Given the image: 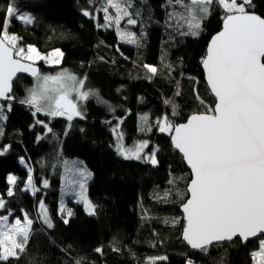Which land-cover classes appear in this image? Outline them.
Instances as JSON below:
<instances>
[{"label": "trees", "instance_id": "obj_1", "mask_svg": "<svg viewBox=\"0 0 264 264\" xmlns=\"http://www.w3.org/2000/svg\"><path fill=\"white\" fill-rule=\"evenodd\" d=\"M9 3L33 18L31 24L12 18L10 33L43 53L59 49L64 54L58 66L40 64L41 73L67 70L86 77V90L98 97L82 102L84 118H75L68 129L65 118L34 116V109L21 103L33 87L32 79L19 77L14 82L17 102L5 110V119L0 118V151L8 149L0 155V197L6 202L0 215L13 213L16 219L27 212L34 223L25 251L0 264H150V257H167L156 264H187L189 259L197 264H252L258 240L246 246L235 240L207 252H193L183 242V201L177 192H186L191 173L170 136L156 127L164 115L181 124L214 105L201 60L212 36L222 30L224 13L219 5L210 6L198 37H191L181 35L186 29H177L169 18V13L182 11L173 0H130L137 23L128 25L125 17L120 24L121 31L135 34L137 43L130 44L121 39L115 25L106 24L105 0H0V32ZM246 10L264 18V0H251ZM85 11L90 15L85 16ZM109 12L114 14L111 8ZM145 64L156 66L158 74L149 79ZM173 104L179 113L175 116ZM145 115L150 131H141L146 125L140 118ZM117 124L127 147L147 140L145 153L157 150L156 166L117 154L112 132ZM70 159L83 161L93 174L87 195L95 205L94 215L76 202L70 203L71 217L60 212L64 162L72 167ZM29 168L39 189L35 195L24 190ZM9 175L17 177L11 197L7 196ZM41 198L54 225L51 229L39 219Z\"/></svg>", "mask_w": 264, "mask_h": 264}, {"label": "snow or ice", "instance_id": "obj_2", "mask_svg": "<svg viewBox=\"0 0 264 264\" xmlns=\"http://www.w3.org/2000/svg\"><path fill=\"white\" fill-rule=\"evenodd\" d=\"M182 11L169 13L181 35H199L203 20L211 14L210 6L218 4L223 10V26L213 35L202 58L206 83L214 97V105L205 106L204 112L193 113L186 123L176 124L167 115L156 121L160 133L171 138L172 146L182 154L191 170V179L186 192H177L184 213L182 238L191 249L207 252L209 246L225 241L241 239L247 243L250 238L264 236V18L250 13L246 6L251 0H173ZM130 0H105L104 19L108 26L115 25L118 35L126 43L136 44L135 34L121 31V21L127 17L128 25L137 20L130 12ZM114 10V14L109 12ZM85 16L90 13L85 11ZM4 31L0 32V99L11 100L13 79L18 73H29L34 78L33 87L22 104L29 105L35 116L43 112L50 118L63 117L68 129L74 118H84L83 103L98 93L86 90V77L62 70L55 75L42 74L35 66L37 61L59 65L63 52L59 49L42 54L37 47H19L20 37L8 34V21L12 18L27 24L33 22L30 16L19 15L9 3L5 12ZM167 67H171L168 65ZM149 79L158 74L156 66L144 65ZM180 93L177 92L176 95ZM195 98L203 105L199 93ZM166 103L172 104L171 101ZM172 115H178L172 105ZM10 110V109H9ZM4 118V117H0ZM145 127L150 131L148 117L142 116ZM42 123L48 133L53 129ZM122 123V121H120ZM119 124L112 128L116 135V152L126 160H143L153 166L158 164L156 151L145 153L149 147L147 140L126 147L124 134L118 131ZM0 135H3L0 129ZM67 135V130L65 132ZM39 137L38 139H42ZM7 147L0 155L7 152ZM21 163H24L21 160ZM65 187L72 192L79 188V202H83L89 215L95 214V205L86 197V182L91 173L83 167L68 166L64 162ZM8 184L14 186L17 177L9 175ZM174 183L173 180L169 181ZM48 187V181H43ZM31 189L33 195L39 189L33 183L32 169L28 170L25 191ZM170 194V193H169ZM166 194L165 198H167ZM14 195L9 187L7 196ZM6 208L0 197V209ZM39 219L47 228L54 227L43 201L39 203ZM60 212L72 216V211L61 204ZM67 224L68 219H63ZM167 223V221H165ZM34 221L24 213L9 223L8 215L0 216V260L18 257L29 242ZM118 251V249H114ZM96 251L102 252L101 248ZM252 264H264V238L258 239V249L251 253ZM167 257H150V264ZM79 264V262H77ZM187 264H194L189 259Z\"/></svg>", "mask_w": 264, "mask_h": 264}, {"label": "rangeland", "instance_id": "obj_3", "mask_svg": "<svg viewBox=\"0 0 264 264\" xmlns=\"http://www.w3.org/2000/svg\"><path fill=\"white\" fill-rule=\"evenodd\" d=\"M19 15H25V16H30L31 18H32V16L30 15V14H28V13H18ZM17 19V18H16ZM18 20H20V19H18ZM32 20H33V18H32ZM10 21H11V19L8 21V26H7V32H8V34H12V33H10L9 31H8V28H9V25H10ZM22 23H24V24H27V23H25V22H23L22 20H20ZM189 36H191V37H198V35L197 36H193V35H189ZM18 46L19 47H26V45H24L23 43H22V41H21V39H20V41L18 42ZM41 52V51H40ZM51 52V51H50ZM42 54H48V53H43V52H41ZM62 60H63V58H62ZM61 63H62V61H61ZM60 63V64H61ZM36 64H44V65H46V66H48V67H53V66H58V65H52V64H46L44 61H37L36 62ZM59 64V65H60ZM34 79H33V85H34ZM90 91H92V90H90ZM93 92V91H92ZM9 109H11V105L10 104H2V103H0V116H4V112H5V110H9ZM38 114V113H37ZM41 114H44L43 112H41ZM59 118V117H58ZM4 119H5V117H4ZM123 143L125 144V140H123ZM126 146V145H125ZM127 147V146H126ZM145 151V150H144ZM69 162L70 163H72V166L73 165H75L76 167H83V168H85L88 172H90L91 174H92V172L88 169V167L84 164V162L83 161H81V160H77V159H70L69 160ZM23 164V166H25V167H27L26 166V164L25 163H22ZM92 179H93V174L91 175V178L90 179H88L87 180V182H86V197L88 198V195H87V186L89 185V183L92 181ZM63 186H64V184H63ZM12 187V186H11ZM31 192H32V190L31 189H29ZM79 192V188L77 187L76 188V191L75 192H72V191H70L69 189H67L66 187H65V189L63 190V196H62V200H61V202H60V208H61V204L63 203V206L66 208V209H70L71 208V206H70V203L71 202H73V203H78L77 201L80 199L79 198V196L77 195V193ZM89 199V198H88ZM40 201H43L44 202V204H45V206H46V208H47V205H46V202H45V200H44V198H41V200ZM40 201H39V203H40ZM39 203H38V213L40 212V209H39ZM79 204H82L83 205V202L81 201V202H79ZM84 206V205H83ZM1 210V209H0ZM47 210H48V208H47ZM25 213V212H24ZM24 213H23V215H24ZM64 214H66L67 215V213L66 212H64ZM8 215V217H9V223H13L14 221H15V218H13L12 217V215H13V213H9V214H7ZM48 215H49V212H48ZM0 216H2V215H0ZM50 216V215H49ZM23 218V217H22ZM21 218V219H22Z\"/></svg>", "mask_w": 264, "mask_h": 264}, {"label": "water", "instance_id": "obj_4", "mask_svg": "<svg viewBox=\"0 0 264 264\" xmlns=\"http://www.w3.org/2000/svg\"><path fill=\"white\" fill-rule=\"evenodd\" d=\"M250 13H251V12H250ZM253 14H255V13H253ZM256 15H257V14H256ZM262 18H263V17H262ZM209 42H210V41H209ZM208 44H209V43H208ZM35 66H36V67L39 69V71L41 72V67H40V65H39V64H35ZM202 69H203V66H202ZM203 72H204V69H203ZM204 75H205V72H204ZM19 77H26V78H28V79H32V80L34 79L29 73H18L17 76L13 79V82H12V91H11L10 93H8V95L11 96V97H13V99H11V100H8V99H0V103H2V104H10V105H13V104H15V103L17 102L16 99H15V97H14V82H15ZM205 82H206V78H205ZM206 84H207V83H206ZM207 86H208V85H207ZM208 89H209V87H208ZM209 91H210V90H209ZM210 93H211V92H210ZM211 95H212V94H211ZM212 97H213V95H212ZM213 99H214V97H213ZM77 118H78V117H77ZM65 119H66V118H65ZM74 119H75V118H74ZM186 122H187V121H186ZM186 122H184V123H186ZM172 147H173V146H172ZM173 149L179 153V151H178L177 149H175L174 147H173ZM179 154H180V153H179ZM180 155L182 156V154H180ZM184 162H185L187 168L189 169V171H190V173H191V170H190V168L188 167L186 161H184ZM180 213H181V215H182V217H183V220H184V213H183V210H182V206L180 207ZM259 238H264V236L259 237ZM259 238H250V240H249L247 243L242 242L241 239H239V238H234L233 241H225V242H222V243H219V244L214 243L213 245L209 246L208 249L212 248V247L215 246V245H221V244H225V243H232V242H234L235 240H239V241L242 243L243 246H246L249 242H252V241L258 240ZM182 240H183V238H182ZM183 242L186 244V246H187L191 251H193V252H200L199 250L191 249L190 246H188L187 243H186L184 240H183Z\"/></svg>", "mask_w": 264, "mask_h": 264}, {"label": "built area", "instance_id": "obj_5", "mask_svg": "<svg viewBox=\"0 0 264 264\" xmlns=\"http://www.w3.org/2000/svg\"><path fill=\"white\" fill-rule=\"evenodd\" d=\"M194 264H197V263H194Z\"/></svg>", "mask_w": 264, "mask_h": 264}, {"label": "flooded vegetation", "instance_id": "obj_6", "mask_svg": "<svg viewBox=\"0 0 264 264\" xmlns=\"http://www.w3.org/2000/svg\"><path fill=\"white\" fill-rule=\"evenodd\" d=\"M40 65V64H39Z\"/></svg>", "mask_w": 264, "mask_h": 264}]
</instances>
